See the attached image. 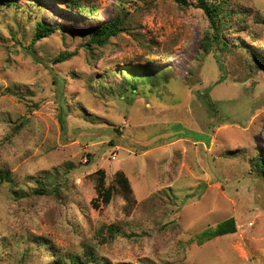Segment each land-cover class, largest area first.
Returning <instances> with one entry per match:
<instances>
[{
    "label": "rangeland",
    "instance_id": "rangeland-1",
    "mask_svg": "<svg viewBox=\"0 0 264 264\" xmlns=\"http://www.w3.org/2000/svg\"><path fill=\"white\" fill-rule=\"evenodd\" d=\"M7 1L0 264H71L89 250L101 264H264V0H225L219 44L197 0H80L90 17L71 0ZM117 16L124 31L92 44L85 31ZM38 23L56 33L32 55ZM134 67L159 74L133 91ZM98 170L108 184L126 174L130 211L119 193L94 208ZM228 218L235 234L198 246Z\"/></svg>",
    "mask_w": 264,
    "mask_h": 264
},
{
    "label": "trees",
    "instance_id": "trees-1",
    "mask_svg": "<svg viewBox=\"0 0 264 264\" xmlns=\"http://www.w3.org/2000/svg\"><path fill=\"white\" fill-rule=\"evenodd\" d=\"M173 1H175L179 5L188 6V0H173ZM209 2L211 4H209ZM224 3H225V0H197L198 8L204 11V13L207 15V17L212 23V26H213L212 28L215 34L213 41L217 40L216 43L218 42V44L220 42L219 33H220L221 28L224 26L225 20H229L233 16L232 11L228 9H225V10L222 9L223 7H225ZM0 4L4 5L5 7H10L13 5L7 0H0ZM71 4L74 7V9H76V12L78 14H83V15L88 14L87 16L89 17L92 16L93 14H97L95 6H91L89 4H83L82 2H80V0L78 1L71 0ZM123 11L127 13L126 8H123ZM224 11H226V13H222ZM127 15L128 13L125 14V16ZM124 19L125 18H121L120 16H117L115 20L99 25V26L91 27L87 29L85 33L86 35L89 36L91 40L90 42L92 44H96L101 47L106 46L109 43L111 38L118 36L121 32L124 31V28H125ZM55 33H56L55 28L45 26L43 23L42 24L38 23L36 27V31H35V36L33 37V40L31 43V48L29 49V51H31V54L32 55L34 54L32 51L33 45H35L37 42L41 41L44 38L54 35ZM206 42L209 43L210 39H207ZM204 49L206 50V52H208L210 49V46L207 47L205 46V43H204ZM248 52L253 53L252 51H249V50ZM69 56L71 55H67L66 57L64 55H60L59 57H57L55 62L57 63L64 62L65 60H67ZM34 60L38 61V63H41V61H39V59L36 56H34ZM256 60L259 63H261L262 66H264L263 59H261L260 57H256ZM153 71H155V69H149V70L143 71L142 67L132 68V74L136 78L134 81L132 90L133 91L136 90L135 89L137 86L136 84H138L139 81L143 82L144 84L148 83L149 81H151V78L152 76H154V74H159L156 72L153 73ZM257 160L260 161L258 162L257 167L260 169L261 172L264 173V161L262 160V158L257 159ZM9 176L10 175L9 173H7V171L1 172L0 173V183L1 184L5 182L12 183V180ZM91 178L94 180V185H95V189L97 193V197L95 198V200H93V203H92L94 208H99L100 205L108 206L111 203L116 193L121 194L128 201L127 208L129 211L136 204V201L133 197V189L131 186V182L124 172H121V171L116 172L110 184L107 183V179H106L107 175L104 170H98L97 172L92 174ZM43 193L44 191H36V194L38 195L43 194ZM110 231H111L110 232L111 235H114L115 232L119 233L117 226L111 227ZM236 232H237V227H236L235 219L228 218L222 221L221 223L217 224L215 227L210 226V228L195 235L196 236L195 242H197L198 246H203L208 241H212L214 239L227 236V235H232V234H235ZM84 257L85 258H82V259L72 258L70 259V263L71 264H101L100 262H98V259H96L94 250L86 251L84 253Z\"/></svg>",
    "mask_w": 264,
    "mask_h": 264
}]
</instances>
